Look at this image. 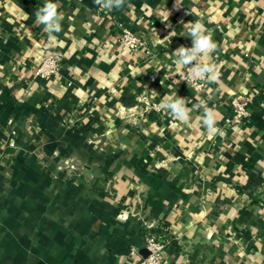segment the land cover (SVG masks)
Wrapping results in <instances>:
<instances>
[{
    "label": "crops",
    "instance_id": "obj_1",
    "mask_svg": "<svg viewBox=\"0 0 264 264\" xmlns=\"http://www.w3.org/2000/svg\"><path fill=\"white\" fill-rule=\"evenodd\" d=\"M53 2L64 18L50 40L34 24L45 0H0V264H139L158 222L174 239L166 264H264V0ZM181 20L217 44L219 79L200 92L177 74ZM52 52L60 74L41 79ZM167 93L205 101L220 132L201 110L187 125L159 110ZM234 97L252 98L250 117L227 128Z\"/></svg>",
    "mask_w": 264,
    "mask_h": 264
},
{
    "label": "clouds",
    "instance_id": "obj_2",
    "mask_svg": "<svg viewBox=\"0 0 264 264\" xmlns=\"http://www.w3.org/2000/svg\"><path fill=\"white\" fill-rule=\"evenodd\" d=\"M126 2L127 0H93V4L105 13L122 9ZM178 4L179 0H175L174 7L180 8ZM34 14V24L36 26L43 25V30L48 34L49 39L55 40V34L62 31L64 18L63 13L58 9V5L53 0H45V3L38 7ZM168 16H170V12ZM25 18H29L26 13ZM180 23L184 28L182 36L191 40V46L180 45L172 52L176 57L175 63L178 68L181 66L188 68L186 74L177 72L180 80L186 81L188 86L197 81L216 82L219 79V70L217 65L211 62V55L217 49V44L198 20L188 23L181 20ZM166 27H171V25H166ZM169 36H176V31H171ZM180 80H177L176 83L179 84ZM189 104L191 107L188 106ZM158 109L186 125L191 122V113L194 110H201L199 119L206 128L209 137L211 138L220 132L216 126L218 122L216 111L207 107L203 100L198 104H193L190 98L180 97L176 93L172 95L167 93L161 98Z\"/></svg>",
    "mask_w": 264,
    "mask_h": 264
},
{
    "label": "built area",
    "instance_id": "obj_3",
    "mask_svg": "<svg viewBox=\"0 0 264 264\" xmlns=\"http://www.w3.org/2000/svg\"><path fill=\"white\" fill-rule=\"evenodd\" d=\"M120 41L130 51L136 52L144 45L140 36L135 34L128 27L121 28ZM63 55L58 52H52L43 59L38 67L36 76L50 80L60 74ZM188 72L186 67L184 73ZM187 83V82H186ZM207 82L197 81L195 84L189 85L195 92H200L204 89ZM252 98L240 99L234 97L231 101L232 116L225 120V126L232 128L233 126H241L250 117L249 106L252 103ZM59 171H67L71 176L76 175L78 167L69 158H62L58 164ZM91 177V175H88ZM92 178V177H91ZM149 234L147 235V251L148 255L143 258L139 264H166L164 261L167 247L173 242V237L170 234V228L165 223H153L149 225Z\"/></svg>",
    "mask_w": 264,
    "mask_h": 264
},
{
    "label": "water",
    "instance_id": "obj_4",
    "mask_svg": "<svg viewBox=\"0 0 264 264\" xmlns=\"http://www.w3.org/2000/svg\"><path fill=\"white\" fill-rule=\"evenodd\" d=\"M146 253H147V254H146V256H147V255H148V251H146Z\"/></svg>",
    "mask_w": 264,
    "mask_h": 264
}]
</instances>
